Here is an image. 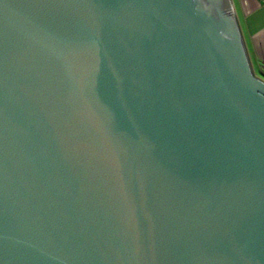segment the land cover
Listing matches in <instances>:
<instances>
[{
  "label": "water",
  "instance_id": "obj_1",
  "mask_svg": "<svg viewBox=\"0 0 264 264\" xmlns=\"http://www.w3.org/2000/svg\"><path fill=\"white\" fill-rule=\"evenodd\" d=\"M0 264H264L232 0H0Z\"/></svg>",
  "mask_w": 264,
  "mask_h": 264
},
{
  "label": "crops",
  "instance_id": "obj_2",
  "mask_svg": "<svg viewBox=\"0 0 264 264\" xmlns=\"http://www.w3.org/2000/svg\"><path fill=\"white\" fill-rule=\"evenodd\" d=\"M232 5L251 66L264 78V0H232Z\"/></svg>",
  "mask_w": 264,
  "mask_h": 264
},
{
  "label": "rangeland",
  "instance_id": "obj_3",
  "mask_svg": "<svg viewBox=\"0 0 264 264\" xmlns=\"http://www.w3.org/2000/svg\"><path fill=\"white\" fill-rule=\"evenodd\" d=\"M235 11V10H234ZM235 14H236V12H235ZM237 16V15H236ZM238 19V18H237ZM240 20V19H239ZM240 22V21H239ZM240 24H241V22H240ZM259 71H258V74H256V76H258V77H260V78H262L260 75H259ZM262 75H264V74H262ZM262 79H264V78H262Z\"/></svg>",
  "mask_w": 264,
  "mask_h": 264
}]
</instances>
